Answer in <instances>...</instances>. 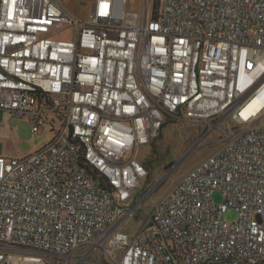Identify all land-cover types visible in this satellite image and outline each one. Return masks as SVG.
<instances>
[{"label":"built area","instance_id":"2783aa9c","mask_svg":"<svg viewBox=\"0 0 264 264\" xmlns=\"http://www.w3.org/2000/svg\"><path fill=\"white\" fill-rule=\"evenodd\" d=\"M127 3L0 0V110L54 131L0 153V264H264V0ZM168 118L213 150L127 232Z\"/></svg>","mask_w":264,"mask_h":264},{"label":"rangeland","instance_id":"374dc122","mask_svg":"<svg viewBox=\"0 0 264 264\" xmlns=\"http://www.w3.org/2000/svg\"><path fill=\"white\" fill-rule=\"evenodd\" d=\"M146 0H128L127 7L143 11ZM66 8L76 20L89 22L91 20V8L94 0H62ZM153 0H148L152 8ZM77 30L74 26L66 25L63 31L56 37L75 39ZM230 123V121H229ZM54 135L51 126H47L42 132L35 133L32 125L26 118L12 115L6 110H0V143L1 153L9 157H24L36 152L49 143ZM197 128L184 119H167L162 127L160 135L151 144L141 147L138 158L149 170V176L145 184L139 189L138 196L143 197L142 205L134 217L119 228L127 232H134L143 221L147 219L152 207L165 195L172 185L193 166L207 157L213 147L206 145L192 150L197 140ZM156 149V156L151 159L152 149ZM149 166L146 165L147 161ZM145 190V191H144ZM221 191L214 192L213 200L216 203L223 202ZM228 221L238 218V212L229 208L224 214ZM14 254H21L18 251Z\"/></svg>","mask_w":264,"mask_h":264},{"label":"trees","instance_id":"16d2710c","mask_svg":"<svg viewBox=\"0 0 264 264\" xmlns=\"http://www.w3.org/2000/svg\"><path fill=\"white\" fill-rule=\"evenodd\" d=\"M159 6H160V0H153V3H152V14H153V17H156L158 15V9H159ZM166 123V122H165ZM164 123V124H165ZM156 149L153 148L152 149V155H151V159L154 158L156 156ZM149 160L146 162V165L149 166ZM145 191V190H144ZM143 194V192L140 194V196Z\"/></svg>","mask_w":264,"mask_h":264},{"label":"crops","instance_id":"0c3cea01","mask_svg":"<svg viewBox=\"0 0 264 264\" xmlns=\"http://www.w3.org/2000/svg\"><path fill=\"white\" fill-rule=\"evenodd\" d=\"M1 149H2V144L0 143V153H1Z\"/></svg>","mask_w":264,"mask_h":264}]
</instances>
